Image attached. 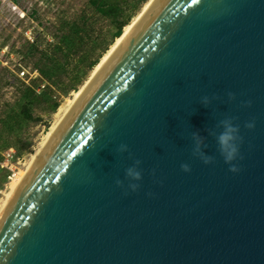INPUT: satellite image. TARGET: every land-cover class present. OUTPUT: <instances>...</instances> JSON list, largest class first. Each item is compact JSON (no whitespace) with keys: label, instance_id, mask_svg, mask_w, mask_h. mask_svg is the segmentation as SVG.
Masks as SVG:
<instances>
[{"label":"water","instance_id":"95a60500","mask_svg":"<svg viewBox=\"0 0 264 264\" xmlns=\"http://www.w3.org/2000/svg\"><path fill=\"white\" fill-rule=\"evenodd\" d=\"M0 264H264V0H156L1 210Z\"/></svg>","mask_w":264,"mask_h":264},{"label":"trees","instance_id":"16d2710c","mask_svg":"<svg viewBox=\"0 0 264 264\" xmlns=\"http://www.w3.org/2000/svg\"><path fill=\"white\" fill-rule=\"evenodd\" d=\"M146 1L86 0L78 13L60 22L52 41L34 47L41 65L26 74L30 83L15 87L13 105L0 104V162L12 151L19 156L29 147L26 133L36 121L34 111L55 112L61 98L82 83ZM6 175L0 167V186Z\"/></svg>","mask_w":264,"mask_h":264},{"label":"rangeland","instance_id":"374dc122","mask_svg":"<svg viewBox=\"0 0 264 264\" xmlns=\"http://www.w3.org/2000/svg\"><path fill=\"white\" fill-rule=\"evenodd\" d=\"M85 1L0 0V104H14L15 87L22 81L30 83V77H26V74L36 72L35 67L41 65V62L37 63L38 54L34 47H42L44 43L52 41L60 22L78 13ZM144 4L140 5L134 17L141 12ZM21 69L25 71L23 76L19 74ZM92 70L81 84L61 98L60 107H66L74 99V93L90 78ZM57 109L49 114L35 110L36 121L32 122L26 133L29 147L19 156H14L12 152L11 157L8 156V159L0 162V167L7 171L6 179L0 186V200L5 198L6 191L9 190L10 177L27 169L35 148L43 141L51 124L57 119Z\"/></svg>","mask_w":264,"mask_h":264},{"label":"bare ground","instance_id":"6f19581e","mask_svg":"<svg viewBox=\"0 0 264 264\" xmlns=\"http://www.w3.org/2000/svg\"><path fill=\"white\" fill-rule=\"evenodd\" d=\"M156 0H148L141 12L137 14L136 17H134L131 22H129L126 26L123 27L122 33L120 36H118L113 44L110 46V48L101 56L98 63L93 67L92 73L90 78L85 82V84L81 87V89L74 93V99L69 101L66 105V107H60L57 109L56 115L57 119L53 121L51 124L49 130L45 134V137L43 141L35 148L34 153L31 155V159L28 163L27 169L20 173V174H14L10 177V183H9V190L6 191L5 198L0 200V212L3 209L4 205L6 204L7 200L13 193L14 189L24 176V174L27 172L31 164L34 162L36 157L39 155L41 150L44 148L46 143L49 141L51 136L54 134L56 129L59 127L61 122L64 120L66 115L69 113V111L72 109V107L75 105V103L78 101V99L81 97V95L84 93V91L87 89V87L90 85V83L93 81V79L96 77V75L99 73V71L102 69V67L105 65V63L109 60V58L112 56V54L115 52V50L119 47V45L124 41V39L129 35V33L134 29V27L139 23V21L143 18V16L147 13V11L151 8V6L154 4Z\"/></svg>","mask_w":264,"mask_h":264},{"label":"clouds","instance_id":"9594fccd","mask_svg":"<svg viewBox=\"0 0 264 264\" xmlns=\"http://www.w3.org/2000/svg\"><path fill=\"white\" fill-rule=\"evenodd\" d=\"M246 127H249V128H252L253 125L252 124H248L246 125ZM231 131H235L234 129H230L229 132H226L225 134L221 135L220 137V142H221V145H226L227 142L232 139V137L230 136V132ZM238 153V148L233 146L231 148V151L228 153L227 157H226V163L231 161L233 158H234V155ZM182 169L185 170V171H188V166L187 165H181ZM238 169L233 165L231 168H230V171H237ZM139 176V174H137V177Z\"/></svg>","mask_w":264,"mask_h":264},{"label":"built area","instance_id":"2783aa9c","mask_svg":"<svg viewBox=\"0 0 264 264\" xmlns=\"http://www.w3.org/2000/svg\"><path fill=\"white\" fill-rule=\"evenodd\" d=\"M21 76H23V75H25V71L24 70H22V71H20V73H19ZM30 80V79H29ZM42 87H43V85H41ZM13 152V151H12ZM12 152H11V154L9 155V157H11L12 156ZM8 159V158H7Z\"/></svg>","mask_w":264,"mask_h":264}]
</instances>
